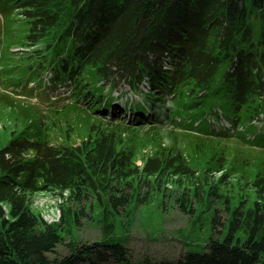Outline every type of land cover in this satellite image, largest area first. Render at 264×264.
Wrapping results in <instances>:
<instances>
[{
	"label": "trees",
	"instance_id": "16d2710c",
	"mask_svg": "<svg viewBox=\"0 0 264 264\" xmlns=\"http://www.w3.org/2000/svg\"><path fill=\"white\" fill-rule=\"evenodd\" d=\"M0 16L1 76L11 74L4 57L15 58V24L27 43H46L19 68L26 79L47 70L92 113L187 119L182 126L196 121L206 138L238 136L264 148V0H0ZM122 82L142 98L116 102ZM245 122L260 123L250 139L239 129ZM30 125L0 145V264H264V164L248 179L223 154L192 165L176 148L138 165L114 132L95 128L79 142L52 143ZM40 191L63 200L59 220L31 207ZM154 200L190 217L191 230L205 228L201 249L132 259L112 221L127 230L124 222ZM93 212L101 236L81 241L73 228Z\"/></svg>",
	"mask_w": 264,
	"mask_h": 264
},
{
	"label": "rangeland",
	"instance_id": "374dc122",
	"mask_svg": "<svg viewBox=\"0 0 264 264\" xmlns=\"http://www.w3.org/2000/svg\"><path fill=\"white\" fill-rule=\"evenodd\" d=\"M1 23L0 16V28ZM13 26L14 40L17 42L10 49L15 58L4 57L9 65H12L9 69L11 74L0 75V145L6 143L12 131L26 129L25 126L30 124H32L30 125L32 133L46 134L52 143L79 142L89 133L93 134V129L97 128L99 131L114 132L132 148L134 160L138 165L146 156L155 155L161 150L172 152L176 148L182 151L192 165H202L210 156L223 154L226 159L225 164L233 168L235 174L241 172L248 179L252 178L250 174L253 170L264 164V148L253 147L250 141L242 140L238 136L206 138V132L194 129L196 121L192 127H183L182 125L190 124L187 119L176 123L149 121L137 123L138 119L130 116L127 111L119 117H113L115 119L109 118L112 117L108 116L111 114L110 108L105 110L104 114L101 111H99L101 114H98L92 113L84 106L76 105L73 92L77 89L71 88L70 85L54 84L47 70L41 72V77L37 81L31 77L26 79L28 75L22 74L19 68L26 66L28 59H34L32 53L35 49H44L46 43H27V40L23 39L24 28L15 24ZM0 51H2L1 47ZM27 56L29 57L24 60ZM17 77L24 81L18 83L15 81ZM84 78L86 75L82 79ZM97 80L96 77V82ZM43 83L47 86V90H43ZM112 94L116 102L121 105L126 98L129 100L142 98V95L131 91L124 82L120 83ZM226 121L221 119L225 124ZM221 122L217 125L222 124ZM258 125L260 123L251 125L250 122H245L239 129L246 134V138L250 139ZM31 199L33 210L39 212L47 222L60 219L63 200L58 195L40 191L34 193ZM189 219L190 217L175 208L163 211L158 201L154 200L140 207L129 224L124 222L127 230L123 229L120 226L121 221L115 218L112 221L114 224L112 228L117 227L115 234L126 239L133 260L144 257L152 260H175L182 257L187 248L196 251L201 249L205 241V228L202 230L195 223L191 230ZM98 221L99 215L95 212L92 217L83 215L72 232L81 241L100 238L101 228ZM68 238L69 236H66L64 240L66 243L69 242ZM66 247H57V252L65 253Z\"/></svg>",
	"mask_w": 264,
	"mask_h": 264
}]
</instances>
